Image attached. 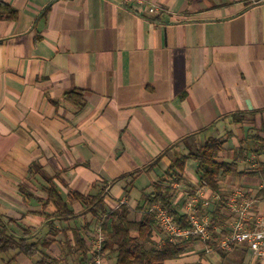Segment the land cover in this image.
I'll return each instance as SVG.
<instances>
[{"label": "crops", "instance_id": "0c3cea01", "mask_svg": "<svg viewBox=\"0 0 264 264\" xmlns=\"http://www.w3.org/2000/svg\"><path fill=\"white\" fill-rule=\"evenodd\" d=\"M149 1L157 13L124 0H0L18 12L0 14V215L17 238L51 240L45 254H67L73 229L87 241L100 226L78 200L69 202L74 215H58L46 202L48 177L64 200L105 187L107 207L127 203L134 216L180 152L216 136L227 138L218 161L243 149L221 189L264 186V153L254 151L255 137L264 138V0ZM196 170L189 160L187 182L173 183L179 210L193 188L213 192ZM154 239L164 243L157 228ZM1 256L35 264L15 250ZM249 259L243 246L205 253L194 240L167 262ZM114 261L104 254L103 264Z\"/></svg>", "mask_w": 264, "mask_h": 264}, {"label": "trees", "instance_id": "16d2710c", "mask_svg": "<svg viewBox=\"0 0 264 264\" xmlns=\"http://www.w3.org/2000/svg\"><path fill=\"white\" fill-rule=\"evenodd\" d=\"M0 14H4V17L8 19H15L18 12L9 4L1 2ZM70 94L78 95L75 100L77 103H84L81 92L72 91ZM255 139L257 144H255L254 151L259 156L264 153V138L256 136ZM226 140L227 138L210 136L200 147L187 153L180 152L167 166L162 177L154 182L152 191L142 194L141 201L136 206L139 215L136 213L134 218L130 216L132 210L127 203H121L117 208L107 207L104 197L105 187L100 188L95 194H80L72 191L68 194V200H64L51 177L47 179L49 186L46 188L48 194L46 202L54 204L58 215L70 218L74 214L69 207V202L81 201L86 210L96 217L101 226L105 235L103 252L114 255V264H168L169 259L180 256L188 244L195 239L169 240L166 237L164 243L158 246L154 239L157 218L156 213L151 210V206L155 202L162 204L174 215L177 224L181 227L190 226L186 214L179 210L173 201L177 192L173 183L183 184L187 182L184 174L189 160L196 161L200 185L219 192L224 197L228 190L221 189L219 180L222 177L238 173V161L243 156V149L238 147L239 149H235V151L238 150V153L231 161H218L217 157L220 151L224 149ZM164 153L165 151L154 158L148 168L151 169L157 165ZM257 168L264 172V162H259ZM192 190L190 191L193 194L195 190ZM223 211V203L217 201L212 211L215 222H219L218 218H225ZM72 234L74 244H69L68 253L61 257H55L45 254V248L51 240H29L24 236L17 238L8 231L7 224L0 215V252L15 250L18 253H24L29 258L35 259V264H61L62 261H68L70 256H80L81 263H88L89 246L86 239L81 234L80 229H73ZM13 259L14 257H11L4 264H11Z\"/></svg>", "mask_w": 264, "mask_h": 264}, {"label": "built area", "instance_id": "2783aa9c", "mask_svg": "<svg viewBox=\"0 0 264 264\" xmlns=\"http://www.w3.org/2000/svg\"><path fill=\"white\" fill-rule=\"evenodd\" d=\"M124 3L143 7L149 13L159 11V7L149 0H124ZM185 197L182 211L187 216L189 227L177 224L174 215L162 204L155 202L151 206V210L156 213V228L165 238H193L201 243L205 253L229 251L240 245L250 252V259L246 264H264V186L253 192L237 185L228 190L224 197L215 191L210 196L205 195L204 190L193 194L188 191ZM217 201L224 205L225 218H218L219 222L214 221L212 213ZM104 241L105 235L101 226H98L92 237L87 239L89 264H103Z\"/></svg>", "mask_w": 264, "mask_h": 264}, {"label": "rangeland", "instance_id": "374dc122", "mask_svg": "<svg viewBox=\"0 0 264 264\" xmlns=\"http://www.w3.org/2000/svg\"><path fill=\"white\" fill-rule=\"evenodd\" d=\"M134 214H136V213H134ZM135 216V215H134ZM134 216H132V214H131V217H133L134 218ZM1 258H3L4 259V261L7 259V257L6 256H1L0 257V264H4L5 262L3 261V259H1ZM69 264H73V263H75L76 262V259H74V257L73 256H70L69 257Z\"/></svg>", "mask_w": 264, "mask_h": 264}]
</instances>
